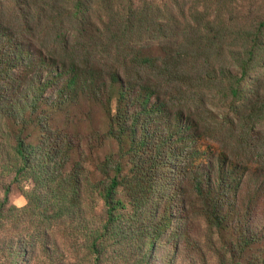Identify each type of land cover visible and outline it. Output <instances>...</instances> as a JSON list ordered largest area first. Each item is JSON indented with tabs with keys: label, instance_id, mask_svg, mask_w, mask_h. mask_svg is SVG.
Masks as SVG:
<instances>
[{
	"label": "trees",
	"instance_id": "1",
	"mask_svg": "<svg viewBox=\"0 0 264 264\" xmlns=\"http://www.w3.org/2000/svg\"><path fill=\"white\" fill-rule=\"evenodd\" d=\"M224 1L210 0L213 17L190 2L187 17L180 0H0V221L29 219L26 235L0 239V261L30 263L69 224L91 264L110 262L111 239L128 263L153 264L173 240L189 250L197 216L199 247L218 237L226 252L219 264H264L253 252L264 235L237 206L241 167L263 164L249 201L264 197V101L243 99L264 62V20L233 28ZM217 94L230 101L214 122ZM6 176L32 181L24 207Z\"/></svg>",
	"mask_w": 264,
	"mask_h": 264
},
{
	"label": "rangeland",
	"instance_id": "2",
	"mask_svg": "<svg viewBox=\"0 0 264 264\" xmlns=\"http://www.w3.org/2000/svg\"><path fill=\"white\" fill-rule=\"evenodd\" d=\"M182 3V12L185 16H189V5L190 2H196L199 5V9L202 10L203 5H207V9L210 12L211 17L216 15L215 13H211L212 8H210V0H180ZM224 4H226V8L218 14L219 19L225 23H231L233 28L236 29H244L246 27L253 26L256 23L258 24L260 21L264 20V0H225ZM183 17V16H182ZM180 17L181 21L183 20ZM227 19V20H226ZM243 38H239V44L242 42ZM264 40V39H263ZM264 62L262 68L259 72H252L249 76L248 87L246 89V93L243 99H251V101H264ZM258 78V87L257 92L252 94L251 89L252 84ZM221 95L217 94L212 101L208 102V105L215 111L212 120L214 119L216 122L219 118H221L222 113L225 109V105H227V101L229 99L221 100ZM102 118L100 115H96L95 120L93 119L91 125L99 126ZM89 123L85 124L86 127H89ZM215 124V123H214ZM257 132H264V120H262L255 128ZM259 165V166H258ZM261 168L263 164H252L251 168H243L241 167V173L239 178L243 173H246L248 181L242 187L245 191H248L246 195V200H240L237 202V206L239 207V211L242 216L241 217V225L247 226L250 224V228L257 233L258 237H263L264 235V197L259 200L249 201V197H251L254 190H256L261 183L263 177L260 172L253 173L252 167ZM264 174V171L261 172ZM12 176H6L3 179V184L11 185V195H10V204L15 206L16 208H22L27 205V200L24 196V191H29L33 186L32 181L30 179L22 182L21 184H11ZM0 186V199L3 196V190ZM243 191V190H242ZM129 210L127 209L126 212ZM19 224L13 220L12 216L8 219H2L0 221V239L5 243L10 242L11 239H17L19 236L26 235V226L28 220L18 219ZM234 217L230 219V223L232 224ZM69 219L64 220V222H68ZM49 223V222H48ZM47 223V224H48ZM188 224V230L191 233L192 245L188 248L193 251V254L190 255V251L185 249V241L182 239L173 240L172 243L178 244V249L174 247H165L160 246L156 252V256L154 258L153 264H191V258L193 259L192 264H219L217 261V256L222 257L226 254L225 250L218 252L221 245L218 242V237L215 240H208L199 247V243L204 241L205 236L207 235L208 228L205 225V222L202 218L192 217V219L186 222ZM49 225V224H48ZM47 225V226H48ZM69 224L61 225L60 230L50 231L49 240H45L47 242V246L44 245V251L37 248V253L34 252L31 254L30 263L27 264H91L85 256V250L83 246V240L80 235L76 234L72 228H69ZM34 227V228H32ZM32 230L35 229V226H32ZM246 227L245 230H247ZM180 229V228H179ZM32 231H30L27 235H30ZM209 239V238H208ZM40 242H44V240H40ZM264 244V243H263ZM260 245L256 247L253 251L256 255L260 254L263 251L264 246ZM200 249V252L196 255L197 249ZM131 253L128 251L125 244L117 242L114 239H111L108 243V252L106 257L110 262L106 264H130L126 261V258L129 257ZM229 253L227 257H229ZM242 259V258H241ZM247 259H242L243 262H246ZM242 262V264H243ZM0 264H13L9 258H4L3 261H0ZM25 264V263H22Z\"/></svg>",
	"mask_w": 264,
	"mask_h": 264
}]
</instances>
